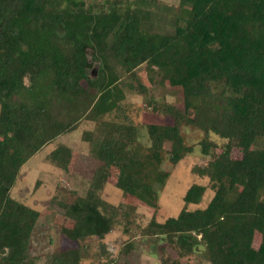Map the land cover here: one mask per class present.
<instances>
[{"label":"trees","instance_id":"16d2710c","mask_svg":"<svg viewBox=\"0 0 264 264\" xmlns=\"http://www.w3.org/2000/svg\"><path fill=\"white\" fill-rule=\"evenodd\" d=\"M107 1L97 7L85 0H0V264H38L31 235L40 211L11 191L22 166L82 118L100 123L104 134L94 150L104 166L86 196L55 198L74 219L61 230L78 246L47 255V264H82L80 241L112 230L113 218L95 193L106 183L105 168H118L119 188L142 195L152 189L144 176L155 161L177 164L193 151L183 124L204 132L202 151L213 157L194 169L209 177L215 193L205 207L185 206L150 225L178 243L181 255L195 249L199 234L210 264H264V147L251 152L264 139V0H180L183 12L163 28L154 26L144 0ZM144 65L150 80L156 74L184 99L182 108L166 101L153 106L171 119L148 124L150 146L141 144L131 108L122 104L127 90L147 94L137 74ZM210 132L229 139L222 152L212 150ZM91 133L85 140L92 143ZM234 140L241 158L231 156ZM71 156L64 146L54 158L67 168ZM205 189L192 184L185 202L199 204Z\"/></svg>","mask_w":264,"mask_h":264},{"label":"rangeland","instance_id":"374dc122","mask_svg":"<svg viewBox=\"0 0 264 264\" xmlns=\"http://www.w3.org/2000/svg\"><path fill=\"white\" fill-rule=\"evenodd\" d=\"M85 2L98 7L108 1ZM131 2L136 3V0ZM141 4L153 11L156 28H163L165 22L183 12L180 0H144ZM185 17L188 15L184 12L183 18L186 19ZM117 32L118 30L114 34ZM110 60L122 76V68L115 58ZM137 74L142 84L148 87V92L142 95L127 90L122 104L131 108L138 127L139 141L144 146H150L148 124L166 123L171 119L163 113L154 112L153 106L166 101L182 108L184 99L181 89L159 83L156 74L151 75L153 81L150 80L145 65L137 69ZM25 82L29 84V76L25 78ZM82 83L86 85L85 81ZM151 96L158 101L150 102ZM61 106V103H55L56 110L59 111ZM99 125L98 120L82 118L75 130L59 135L47 143L22 166L12 188L11 193L15 198L40 211L41 215L31 235V252L37 257L38 264H47V255L55 251L78 246L77 241L70 240L61 230L62 226L72 227L74 219L58 210L55 198L69 199L72 202L76 196H86L87 191L93 189L96 169L104 166L94 150L95 141L104 134ZM86 132H92V143L85 140ZM182 133L185 142L193 146V151L177 164L168 160L155 161L144 176L145 181L152 187L146 194L125 192L117 186L118 168L110 166L104 169L107 174L106 183L101 189L95 190V193L102 200V211L113 218V226L104 238L91 236L80 241L83 244L82 264H210L201 235L195 234V249L190 254L181 255L178 243L167 240L165 235L155 233L157 229L150 225L152 220L162 223L169 217L177 216L185 206L189 209L205 207L215 193L209 177L198 174L194 169L198 166L206 167L213 157L212 154H204L202 151L201 140L204 132L183 124ZM209 140L214 144L212 150L216 153L222 152L229 143L228 138L214 132H210ZM231 144V156L241 158L242 148L236 140L231 141ZM64 146L72 149L67 168L58 165L54 158L62 153ZM170 146L171 143L166 141L165 150ZM262 147L264 139L251 152L263 153ZM194 183L204 185L206 189L199 204H187L184 195ZM260 238V234L256 233L255 246L259 245Z\"/></svg>","mask_w":264,"mask_h":264}]
</instances>
